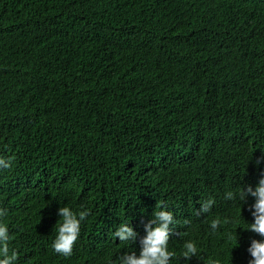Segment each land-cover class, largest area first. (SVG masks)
Returning <instances> with one entry per match:
<instances>
[{
    "label": "trees",
    "instance_id": "obj_1",
    "mask_svg": "<svg viewBox=\"0 0 264 264\" xmlns=\"http://www.w3.org/2000/svg\"><path fill=\"white\" fill-rule=\"evenodd\" d=\"M263 3L0 0V207L17 264H118L161 203L171 264H248L253 200L224 195L264 175ZM65 205L90 211L67 258L51 247ZM125 221L131 245L113 236ZM189 240L200 255L186 261Z\"/></svg>",
    "mask_w": 264,
    "mask_h": 264
},
{
    "label": "clouds",
    "instance_id": "obj_2",
    "mask_svg": "<svg viewBox=\"0 0 264 264\" xmlns=\"http://www.w3.org/2000/svg\"><path fill=\"white\" fill-rule=\"evenodd\" d=\"M198 21L201 22L206 34L211 37L213 42L221 43L222 26H220L219 20L210 14H205L198 18ZM262 162H264V154L257 157L255 161L257 165ZM11 166V158L0 156V170L9 169ZM257 180L255 186L248 184L242 190H229L224 195L226 200L238 199L240 202H247L249 197L253 200L249 205L253 221L244 228L258 234L261 238L251 239L247 248L250 256L248 264H264V175L260 170L257 171ZM215 203L216 200L212 197L203 199L200 202V208L195 209V214L201 216L210 213ZM156 208L158 210L153 212L152 218L143 225L145 234L139 239V253L137 254L135 250L123 252L118 257V264H171L176 253L169 248V241L173 235V225L176 220L173 212L166 205L161 203L156 205ZM6 213L7 209L0 207V264H17L18 252L9 247L11 240L9 226L3 219ZM57 214L59 223L56 222L55 224L56 236L51 247L56 254L66 258L71 257L74 245L80 238L82 224L89 217L90 211L87 208L74 210L65 205L59 207ZM238 221L239 217L231 222L238 224ZM220 226L221 221L219 219L211 220L210 229L212 232H216ZM113 236L115 239L119 238L121 244L131 245L137 241L139 233L130 222L125 221L116 227ZM228 238L233 245L232 250L234 246L238 245V234L230 233ZM199 255L200 250L195 242L189 240L183 244L181 258L191 261L193 257H199ZM213 264H219V262L214 261Z\"/></svg>",
    "mask_w": 264,
    "mask_h": 264
},
{
    "label": "bare ground",
    "instance_id": "obj_3",
    "mask_svg": "<svg viewBox=\"0 0 264 264\" xmlns=\"http://www.w3.org/2000/svg\"><path fill=\"white\" fill-rule=\"evenodd\" d=\"M225 62V61H224ZM217 105V104H216ZM103 140V139H102ZM147 160V159H146ZM164 182V181H163ZM241 263V262H240ZM232 264V263H231Z\"/></svg>",
    "mask_w": 264,
    "mask_h": 264
}]
</instances>
